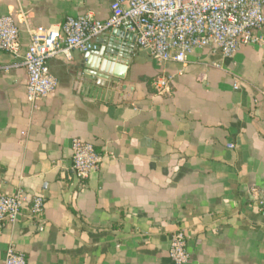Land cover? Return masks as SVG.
<instances>
[{"label": "crops", "instance_id": "1", "mask_svg": "<svg viewBox=\"0 0 264 264\" xmlns=\"http://www.w3.org/2000/svg\"><path fill=\"white\" fill-rule=\"evenodd\" d=\"M111 3L0 0V17L16 19L23 56L34 30L69 17L106 21ZM257 34L260 44L232 57L196 49L185 64H160L120 40L133 51L125 78L111 77L119 88L94 95L78 87L95 81L91 62L73 51L49 61L58 88L35 105L23 67L0 73V193L23 189L46 201L42 221L24 210L5 228L0 264L10 247L28 264H174L168 252L179 229L187 264H264V214L251 192L264 189V26ZM107 45L100 37L91 51ZM15 62L0 51V65ZM164 74L175 78L170 96L153 87ZM75 138L102 157L82 192L71 172Z\"/></svg>", "mask_w": 264, "mask_h": 264}, {"label": "built area", "instance_id": "2", "mask_svg": "<svg viewBox=\"0 0 264 264\" xmlns=\"http://www.w3.org/2000/svg\"><path fill=\"white\" fill-rule=\"evenodd\" d=\"M263 26L264 0H112L106 21L85 15L69 17L56 29L34 30L22 56L17 21L12 16H2L0 51L10 54L16 62L0 65V73L23 67L28 75L26 98L35 105L58 88L49 66L51 59L70 60L73 51L90 52L95 40L109 32L135 35L136 47L160 64H185L196 49H216L229 58L242 46L260 44L257 33ZM262 63L264 66V53ZM174 79L173 75L157 76L153 81L157 94L170 96ZM71 148V172L82 192L91 173L100 167L102 157L93 144L78 138L73 139ZM251 192L258 195L264 214V189L252 187ZM45 206L44 196L30 195L23 189L12 195L0 193V235L6 227L19 222L24 210L29 220L42 221ZM168 254L174 264L189 263L191 254L183 229L172 234ZM5 264L28 263L24 254L10 247Z\"/></svg>", "mask_w": 264, "mask_h": 264}, {"label": "water", "instance_id": "3", "mask_svg": "<svg viewBox=\"0 0 264 264\" xmlns=\"http://www.w3.org/2000/svg\"><path fill=\"white\" fill-rule=\"evenodd\" d=\"M104 40L110 41L111 46H106L103 54L99 55V52L90 51L86 53V61L91 62L87 69L95 73V75H90L95 79L91 81L83 79L81 77L83 74L79 75V81L83 84L78 86L82 91L88 95H94L99 92V89L106 88H119V85L115 81L110 80L111 77L117 81H121L125 78V75L129 69V65L132 58L133 51H125L119 48L120 40H125L132 42L133 46L129 47L134 50V44L136 42V37L133 34L125 33L123 31H112L107 33V35L102 36ZM96 57V59H95ZM100 58V60H99ZM102 76H104L102 78ZM103 82H98V80Z\"/></svg>", "mask_w": 264, "mask_h": 264}]
</instances>
